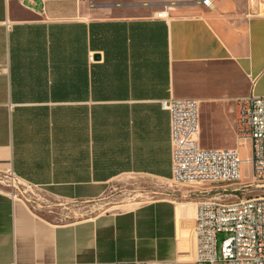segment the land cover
Returning a JSON list of instances; mask_svg holds the SVG:
<instances>
[{
    "label": "crops",
    "instance_id": "0c3cea01",
    "mask_svg": "<svg viewBox=\"0 0 264 264\" xmlns=\"http://www.w3.org/2000/svg\"><path fill=\"white\" fill-rule=\"evenodd\" d=\"M258 3L0 0V174L83 201L123 175L171 180V97L196 98L208 146L229 148L213 146L235 98L264 96ZM181 195L68 219L0 189V264H195L199 201Z\"/></svg>",
    "mask_w": 264,
    "mask_h": 264
},
{
    "label": "built area",
    "instance_id": "2783aa9c",
    "mask_svg": "<svg viewBox=\"0 0 264 264\" xmlns=\"http://www.w3.org/2000/svg\"><path fill=\"white\" fill-rule=\"evenodd\" d=\"M210 5L213 0H198ZM170 10L155 12V17L169 18ZM236 141L227 149H207L200 145V103L196 98H165L161 107L168 110L172 180L235 182L240 178V148L248 144L245 159L251 175L264 180V96L249 93L235 98ZM19 180L10 169L0 174V184L9 187L11 196L21 192ZM28 187H31V185ZM24 197V196H23ZM25 201L30 202L24 197ZM34 208L35 206L32 205ZM194 231L196 232L195 264H264V195L224 202L199 201ZM226 233L220 249L217 234ZM98 264V263H97ZM117 264H173L169 262L119 261Z\"/></svg>",
    "mask_w": 264,
    "mask_h": 264
},
{
    "label": "rangeland",
    "instance_id": "374dc122",
    "mask_svg": "<svg viewBox=\"0 0 264 264\" xmlns=\"http://www.w3.org/2000/svg\"><path fill=\"white\" fill-rule=\"evenodd\" d=\"M258 6L260 12L264 13V0H259ZM200 112L201 110L199 107V119H201ZM200 135L201 146L209 147L207 142L212 136H207L202 132L201 122ZM225 142L226 144L223 146L213 147H234L237 141L233 130L226 135ZM239 150V158L242 162L239 164L240 178L235 182L201 181L196 183H178L172 179L158 181L149 176L132 174L119 176L116 180L111 182L113 186H111L105 194L91 201H83L80 199H55L50 197L41 188L28 187V185L23 183L18 185L21 192L17 191L16 193L19 198H28L30 201L28 203L34 205L37 211L44 212V210L50 209L53 212H58L57 214L61 212L68 213V219L102 213V211L107 209H116L117 205L126 201L123 200L125 197H132L133 201H144L151 196H165L172 190L179 193L182 192V199L224 203L244 199L246 197L264 195V180L258 181L254 179L251 175V165L245 161L251 151L249 145H242ZM115 184H117V187H115ZM0 189L10 190L9 187H4L2 184H0ZM226 235L227 234L224 232H219L217 234L216 246L218 251L221 247V240L225 238Z\"/></svg>",
    "mask_w": 264,
    "mask_h": 264
},
{
    "label": "water",
    "instance_id": "95a60500",
    "mask_svg": "<svg viewBox=\"0 0 264 264\" xmlns=\"http://www.w3.org/2000/svg\"><path fill=\"white\" fill-rule=\"evenodd\" d=\"M95 57L97 58V57H98V54H97V55H95Z\"/></svg>",
    "mask_w": 264,
    "mask_h": 264
}]
</instances>
